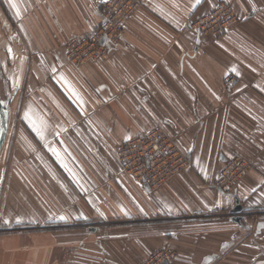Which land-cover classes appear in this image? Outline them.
Segmentation results:
<instances>
[{
  "label": "crops",
  "instance_id": "0c3cea01",
  "mask_svg": "<svg viewBox=\"0 0 264 264\" xmlns=\"http://www.w3.org/2000/svg\"><path fill=\"white\" fill-rule=\"evenodd\" d=\"M102 1L6 4L16 17L1 22L0 100L17 103L13 171L32 210L0 219L45 227L0 236V264H137L164 246L176 252L167 264H264V0H231L239 24L203 39L180 29L220 0H140L104 62L68 63L67 39L102 20ZM231 74L240 80L227 85ZM156 125L192 164L152 191L122 172L115 150ZM232 155L250 168L226 193L212 183ZM106 221L125 223L86 226ZM77 223L85 229L65 227Z\"/></svg>",
  "mask_w": 264,
  "mask_h": 264
},
{
  "label": "rangeland",
  "instance_id": "374dc122",
  "mask_svg": "<svg viewBox=\"0 0 264 264\" xmlns=\"http://www.w3.org/2000/svg\"><path fill=\"white\" fill-rule=\"evenodd\" d=\"M14 1V0H12ZM31 2L33 0H30ZM106 0H103L102 3H100L99 12L101 14V18L103 19V16L107 15L108 9L110 11L111 19L115 21V23L119 20H122L123 28L119 29L114 25L111 20H108V24L106 28L102 27V20L98 21L96 23V26L86 33L85 35H74L70 36L67 39V42L65 43V60L68 63L74 64V65H82V64H90L98 61H105L108 58L110 48H112L114 45L121 42V39L126 38L127 32L125 25L129 23L130 17L133 15L135 10H137L140 7V0H111V4L106 9L103 6V3ZM29 2V0H28ZM29 2V3H31ZM8 0H0V94L3 95L4 91V78L7 79V73L3 72L1 69H5L4 65L2 64L3 61H5V53L3 51V39L2 37H6V28L2 26V17L4 15V18L8 20L12 25L14 24L12 21H14L12 15L16 17L15 14H9L8 12ZM36 5V4H35ZM37 6V5H36ZM217 8H220L218 10ZM224 11H228V13L224 14ZM236 14L237 18H233V16ZM217 17V19H214V17ZM225 16V20L222 21L221 17ZM240 17L238 16L234 5L231 0H220L214 5L212 8H210L205 13L200 14H193L191 15L187 21H185L183 28L180 29V37L182 38H189L192 36V33L199 34L202 39L208 38L212 36H222L228 33L233 27H235L240 22ZM207 21V22H206ZM203 30L199 29L200 25H203ZM226 26L227 28H223ZM198 27V28H197ZM220 28V29H219ZM100 32L101 35L98 37L95 36L96 33ZM108 32H118L116 38L108 39L107 43L102 44L104 41V33L109 34ZM87 41V42H86ZM70 42V43H69ZM86 42V44H84ZM94 43L92 46L91 43ZM69 43V44H68ZM67 45L71 46V52L69 55V52L67 53L66 47ZM99 50V53L104 52L101 59L95 57L94 54H92L93 51ZM8 67H11V63L7 64ZM232 75V74H231ZM231 75H227L224 78L225 84H233L229 81V77ZM235 75V74H234ZM240 79H238L237 83ZM12 85L13 82L11 81ZM13 89V88H12ZM11 90V89H10ZM11 92V91H10ZM14 96H16V90L12 91ZM0 216L1 215H16V213H26L28 214L31 212V207L29 205H23L22 196L19 193H26L27 190L22 186L23 184L17 179V177L14 174V168L17 167V160L15 159V156H17V150H18V124H19V110L17 107V103H15V100L10 104H8V99L4 97V100H0ZM9 121V124H8ZM153 131L151 134H149L148 139H151L152 144H149L146 146V151H150L151 157L150 158H156L159 161V164L163 162L162 158L165 155V150L163 148V145H159V136L160 134H168L165 129L159 125H156L149 129ZM148 133V131L144 132ZM144 133L134 135L132 138L135 139V141H138L139 137L143 135ZM169 135V134H168ZM170 136V135H169ZM175 145L178 146L181 153L185 155L187 158V166H183L181 170L175 171V169L172 172H168L166 176L161 177V175H157L158 171H153L151 174V185L152 187H148L152 191H156L159 189H163L169 182H171L173 179L177 178L180 174H184L190 169L192 164L190 155L185 152L177 141L175 140V137L170 136ZM153 143L157 144V146H154ZM121 144V143H120ZM118 144V145H120ZM139 147V146H138ZM137 146H130L132 150L136 149V152L141 154L143 152L142 148H138ZM233 159V165L239 166L242 169H239L236 173L231 174L229 172V168L227 167V164ZM126 162V159L124 160ZM240 163H239V162ZM23 163V162H22ZM118 165L121 167L120 162L117 160ZM123 166V165H122ZM157 166V165H155ZM26 168V167H25ZM250 168V162L243 157L239 155H232L228 157L225 161V163L222 166V169L220 171V174L218 177L213 181L212 186L218 189H223L222 187L224 184L228 181V183L231 185L229 188H225L223 190L226 193H233L235 185H237L240 181H242L246 176ZM122 172L126 174L127 176H130L127 171ZM16 173V171H15ZM3 174V175H2ZM17 175V173H16ZM132 177V176H130ZM3 178V181L1 182ZM134 180L138 181L134 177H132ZM236 180L234 181V179ZM235 183H234V182ZM138 183L141 184V182L138 181ZM2 184V185H1ZM143 185V184H141ZM145 186V185H143ZM147 187V186H145ZM40 190L44 192V187L41 184ZM19 192V193H18ZM57 193V191H56ZM27 194V193H26ZM58 196V194H57ZM59 197V196H58ZM242 205L239 202H236V205ZM236 205L233 207V209L236 207ZM243 208V207H242ZM233 209L231 210V213L233 214L234 220L238 221L240 217V213L243 209H241L240 212H233ZM125 222L122 221H106L102 223H90L86 225L90 229H97L105 228V229H112L119 226L124 225ZM96 225V226H95ZM22 225H17V223H5L1 222L0 219V236H7L8 242H10L14 237L17 236L19 233H28V232H35V231H42L44 227H40L39 225L32 226V227H26L21 228ZM67 229L73 230H83L84 225L82 223H77L74 225L65 226ZM48 228V227H46ZM64 230V229H63ZM158 249V248H157ZM155 249V250H157ZM149 257H146L143 260L148 259ZM141 260V261H143ZM140 261V262H141ZM139 262V263H140ZM138 264V263H137Z\"/></svg>",
  "mask_w": 264,
  "mask_h": 264
},
{
  "label": "built area",
  "instance_id": "2783aa9c",
  "mask_svg": "<svg viewBox=\"0 0 264 264\" xmlns=\"http://www.w3.org/2000/svg\"><path fill=\"white\" fill-rule=\"evenodd\" d=\"M111 0H106L103 4V6L108 9V7L110 6ZM218 10H220V8H217ZM224 14L228 13V11H224ZM235 14V13H234ZM233 18H237L236 14L233 16ZM214 19H217V17L215 16ZM222 21L225 20V16L221 17ZM238 19V18H237ZM108 20H111V22L116 25L117 28H123V23L122 20H119L115 23V21L113 19H111V15H110V11L108 9V13L107 15L103 16V21L101 22L102 27L106 28L107 25H112L108 24ZM207 22V21H206ZM204 24L199 26V29L203 30ZM198 28V27H197ZM224 29L227 28L226 26L223 27ZM220 29V28H219ZM109 34L104 33V43L108 42V37L109 39H114L117 36V33H112V32H108ZM101 35L100 32L96 33L95 36H99ZM87 42V41H86ZM86 42L84 44H86ZM70 43V42H69ZM68 43V44H69ZM94 43L92 42L90 45L92 46ZM71 46L72 45H67L66 47V51L67 53L71 52ZM95 50V49H94ZM96 55H95V54ZM92 54L95 55V57L101 59L104 52L102 50L101 53H99V50H95L92 52ZM238 80V77L234 74H232L229 77V81L230 82H236ZM153 131L148 130V133H144L141 136H138L139 139L138 141H135V139L131 138L130 140H128L127 142L119 145L116 149V155L118 158V161L121 164L122 161V165L121 168L123 169V171H127V173L134 177L135 179H137L139 182H141V184L147 186V187H152L151 185V174L153 171H158L157 175H161V177H165L166 174L168 172H172L174 169L175 171H178L179 169L181 170V168L184 166H187V157L185 155H183L180 151V149L178 148L177 145H175L173 139L167 134H160L159 136V145H163V148L166 149L165 150V155L163 156L162 160L163 162L161 164H159V160L156 158H150L151 154L150 151H146V146L149 144H152L151 139H148V135L151 134ZM154 146H157V144L153 143ZM130 146H134V147H138V148H142L143 146L145 147V149H143V152L141 154L136 152L135 150H132L130 148ZM234 157H232L231 161L227 164V167L229 168V172L231 174L236 173L239 169H242L239 166H234L233 165V161H235L233 159ZM126 159V162L124 161ZM239 162V161H238ZM240 163V162H239ZM157 165V166H155ZM191 165V164H188ZM236 180V178L234 179V181ZM233 181V182H234ZM235 183V182H234ZM231 187V185L228 183V181L224 184V186L222 187L223 190H225V188H229ZM176 252L174 250V248L170 247V246H164L161 248H158L157 250L153 251L148 257V259L141 261L138 264H167L170 260H172L175 256Z\"/></svg>",
  "mask_w": 264,
  "mask_h": 264
},
{
  "label": "water",
  "instance_id": "95a60500",
  "mask_svg": "<svg viewBox=\"0 0 264 264\" xmlns=\"http://www.w3.org/2000/svg\"><path fill=\"white\" fill-rule=\"evenodd\" d=\"M0 109H1V106H0ZM242 209V207L240 205H236V207L233 209V212H240Z\"/></svg>",
  "mask_w": 264,
  "mask_h": 264
},
{
  "label": "bare ground",
  "instance_id": "6f19581e",
  "mask_svg": "<svg viewBox=\"0 0 264 264\" xmlns=\"http://www.w3.org/2000/svg\"><path fill=\"white\" fill-rule=\"evenodd\" d=\"M103 4H104V3H103ZM102 21H103V19H102ZM108 38H109V37H108ZM129 140H130V139H129ZM127 141H128V140H127ZM127 141H125V142H127ZM125 142H123V143H125ZM123 143H121V144H123ZM121 144H120V145H121ZM118 146H119V145H118ZM118 146H117V147H118ZM117 147H116V149H117ZM115 153H116V150H115ZM116 158H117V155H116ZM117 160H118V158H117ZM220 190L223 191V189H220Z\"/></svg>",
  "mask_w": 264,
  "mask_h": 264
}]
</instances>
